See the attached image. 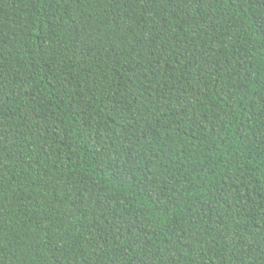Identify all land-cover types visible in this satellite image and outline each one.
<instances>
[{
    "label": "trees",
    "instance_id": "1",
    "mask_svg": "<svg viewBox=\"0 0 264 264\" xmlns=\"http://www.w3.org/2000/svg\"><path fill=\"white\" fill-rule=\"evenodd\" d=\"M0 264H264V0H0Z\"/></svg>",
    "mask_w": 264,
    "mask_h": 264
}]
</instances>
